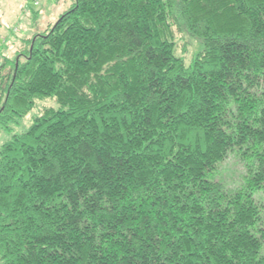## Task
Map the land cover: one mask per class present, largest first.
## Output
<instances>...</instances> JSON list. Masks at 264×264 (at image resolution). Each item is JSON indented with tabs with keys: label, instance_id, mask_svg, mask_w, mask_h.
Instances as JSON below:
<instances>
[{
	"label": "trees",
	"instance_id": "1",
	"mask_svg": "<svg viewBox=\"0 0 264 264\" xmlns=\"http://www.w3.org/2000/svg\"><path fill=\"white\" fill-rule=\"evenodd\" d=\"M27 40L0 127L57 105L0 145V264H264V0H73Z\"/></svg>",
	"mask_w": 264,
	"mask_h": 264
},
{
	"label": "rangeland",
	"instance_id": "2",
	"mask_svg": "<svg viewBox=\"0 0 264 264\" xmlns=\"http://www.w3.org/2000/svg\"><path fill=\"white\" fill-rule=\"evenodd\" d=\"M72 1L0 0V62H3L5 56L15 54L16 51L22 49L28 41V36L41 32L48 26L49 22L53 23L59 14L70 6ZM182 35L180 31H177L178 53L184 55L189 62L199 45L196 40L192 39L187 46L188 50H184L188 42L185 35ZM49 105L56 106V100L52 98L37 99L35 107L28 114L17 121L10 122V129L0 127V145L8 140L13 133L26 129L35 114L40 112L44 106ZM243 169V164L236 157L230 155L219 176L229 184H236ZM262 196L261 202L264 205V193Z\"/></svg>",
	"mask_w": 264,
	"mask_h": 264
}]
</instances>
